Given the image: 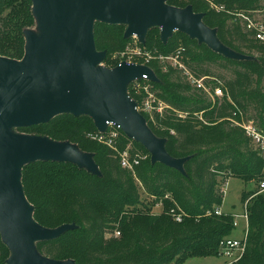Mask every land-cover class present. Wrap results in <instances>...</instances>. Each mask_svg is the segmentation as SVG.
Returning <instances> with one entry per match:
<instances>
[{
    "label": "trees",
    "instance_id": "obj_1",
    "mask_svg": "<svg viewBox=\"0 0 264 264\" xmlns=\"http://www.w3.org/2000/svg\"><path fill=\"white\" fill-rule=\"evenodd\" d=\"M165 2L202 14L203 23L216 30L222 45L251 59L226 58L179 32L163 44L157 27L149 29L144 45H139L141 55L131 58V64L148 67L157 79L147 83L169 109L152 119L142 116L151 132L165 140L169 156L186 159L184 174L152 165L148 152L128 138H118L117 151L98 144L90 138L97 130L88 116L63 114L44 125L16 129L93 154L100 172L95 176L73 164L50 161L23 166L21 184L34 221L46 229L76 227L56 240L37 243L45 258L75 264H183L192 258L218 257L221 241L235 230L231 214L214 215L222 205L219 188L229 178L255 185L260 180L264 161L235 122L254 121L264 131V42L256 39L255 27L247 29L248 21L257 24L250 16L264 9V0ZM258 24L264 34V21ZM35 29L30 0H0V57L21 61L25 33ZM125 31L124 25L94 23V45L106 53L105 68L128 62L127 56L121 57L132 48V37L125 38ZM180 48L184 70L159 59ZM185 70L204 79L206 88L219 87L223 97L212 101L192 87ZM128 94L137 104L143 99L130 87ZM128 142L131 154L142 157L132 169L120 167L119 153ZM141 191L150 204L141 201ZM255 193L241 196L247 233L243 255L234 264H264V197ZM159 203L162 213H152ZM178 209L184 213L181 223L170 215V210ZM113 229L119 236L106 238V231ZM9 255L0 239V264H6Z\"/></svg>",
    "mask_w": 264,
    "mask_h": 264
},
{
    "label": "water",
    "instance_id": "obj_2",
    "mask_svg": "<svg viewBox=\"0 0 264 264\" xmlns=\"http://www.w3.org/2000/svg\"><path fill=\"white\" fill-rule=\"evenodd\" d=\"M166 0H30L35 31H27L21 61L0 57V239L9 250L6 264H75L41 256L36 244L58 239L75 225L56 229L41 227L21 184L23 166L38 161L70 163L100 176L93 154L75 145L46 137L12 133L44 125L63 114L88 116L104 133L109 123L149 154L152 165L161 164L184 174L186 159H174L165 140L148 128L128 85L144 74L157 79L146 66L121 63L114 69L99 68L105 52L95 49L94 22L128 25L124 37L145 43L149 29H160L166 44L174 32L182 33L209 50L233 60L251 58L235 53L218 40L216 30L203 23L191 7L177 9ZM42 33L43 43L37 33Z\"/></svg>",
    "mask_w": 264,
    "mask_h": 264
},
{
    "label": "built area",
    "instance_id": "obj_3",
    "mask_svg": "<svg viewBox=\"0 0 264 264\" xmlns=\"http://www.w3.org/2000/svg\"><path fill=\"white\" fill-rule=\"evenodd\" d=\"M255 27L259 32L256 35V39L264 42V34L262 33L263 26L260 24H256L255 26L248 21L247 29H251ZM126 49L125 55H121V57L127 56L130 60L133 56H139L141 55L140 49L138 48L135 53L128 54L127 51L131 50ZM184 52L183 48H180L176 51V53L173 56L170 57H161L159 56V59L166 62L168 65H170L172 68L175 69H183V63H182V53ZM145 56H147L145 54ZM130 60H127L130 62ZM127 63V62H126ZM120 66V65H119ZM185 76L188 79L189 84L198 89L202 90L210 97L212 101L214 99H221L223 97L222 90L219 87H216L213 90H210L205 87L204 85V79H196L193 77L188 71L185 70L184 72ZM148 75L144 74L140 79H136L133 82H131L128 87L133 91L135 95L142 94L143 99L139 104H137L136 110L142 115L149 116L150 119L154 115L161 116L163 113L169 109L168 105H166L161 100L157 99L154 93L151 90L150 85L148 82ZM134 101V100H133ZM236 114H233V117H235ZM237 126L243 129L247 139L251 143L254 150L259 154V156L264 161V131L257 126V124L254 121H240L235 122ZM118 130H120L116 125L113 123H109L107 125V129L104 133H100L97 131L96 134L91 135L90 138L94 141H97L100 144L105 145L106 147L110 148L113 151L116 150V142L119 138ZM119 159H120V167L124 169H132V167L139 164V161L142 160V157L139 154H131L130 148L125 149L123 152L119 153ZM227 181H225L224 184L221 185L219 188V193L221 194L222 198L225 195V188L227 186ZM257 190L259 193H264V164L262 167L261 177L257 184ZM165 198H168V196H165ZM158 205L162 206L161 203ZM170 215L174 222L181 223L184 217V213L178 210H170ZM214 215L216 216H222L226 215L221 211V209H216L214 211ZM241 218L244 221H246V229L243 238L241 239H235L227 237L223 239L219 245V255L218 257L225 258L228 262L226 264L235 263L240 260V258L243 255L244 247H245V241H246V231H247V215L245 213V205H244V214L237 216L232 215L233 223L232 226L234 229L238 227L237 219ZM116 237L119 236V233L117 232ZM231 261V262H230Z\"/></svg>",
    "mask_w": 264,
    "mask_h": 264
},
{
    "label": "rangeland",
    "instance_id": "obj_4",
    "mask_svg": "<svg viewBox=\"0 0 264 264\" xmlns=\"http://www.w3.org/2000/svg\"><path fill=\"white\" fill-rule=\"evenodd\" d=\"M31 8H32V5H31ZM250 17L252 18V20L254 22L262 24V21H264V9L260 10V11H257L254 14H251ZM99 23H101V22H99ZM124 27H125V29H127L129 26L128 25H124ZM174 33H176V32H174ZM36 36L38 37V40L41 43H43V37L44 36L42 35V33L38 32L36 34ZM139 45H142V44H140L138 42V37L137 36H133L131 42L129 43V47H132L133 49L128 50L127 53L128 54L135 53L137 51ZM111 58H113V56H111ZM127 60H130V59L127 57ZM127 64H131V62H127ZM99 68H105V67H104L103 64H101V65L97 66V69H99ZM216 73H219V72L216 71ZM11 132L15 133V134H21V135L24 134V135H26L25 133L19 132L16 129H12ZM117 133L119 135V138L120 137L127 138L122 133L121 130H118ZM98 144H100V143H98ZM127 148H132V142H128L127 143L126 149ZM226 184H227V186L225 188V195L222 198V205H221V209H222L223 213L231 214V215H237V216L243 215L244 214V205L241 202V196H242L243 193H249V192L256 191V193L253 196L262 194L263 197H264V193H259L258 192L257 185H255V183H244L241 180L234 179V178H229V179H227ZM140 196H141L140 199H141L142 202L150 204L148 202V200H147L148 198H146L144 196L142 191L140 192ZM151 212L154 213V214L162 213V207L160 205L156 204L152 208ZM237 222H238V227L232 232L231 238H235V239H240L241 238L242 239L243 236H244V233H245V229H246V221H244L241 218H238ZM117 232H118L117 229L107 230L106 231V238H111L113 236L116 237L115 235H116ZM227 262L228 261L225 258H223V257H210V258H192V259L184 261L183 264H226ZM231 264H234V262L231 263Z\"/></svg>",
    "mask_w": 264,
    "mask_h": 264
},
{
    "label": "crops",
    "instance_id": "obj_5",
    "mask_svg": "<svg viewBox=\"0 0 264 264\" xmlns=\"http://www.w3.org/2000/svg\"><path fill=\"white\" fill-rule=\"evenodd\" d=\"M221 211H222V209H221ZM223 212V211H222Z\"/></svg>",
    "mask_w": 264,
    "mask_h": 264
}]
</instances>
